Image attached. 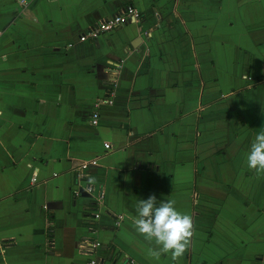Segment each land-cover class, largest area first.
Here are the masks:
<instances>
[{"label": "crops", "instance_id": "crops-1", "mask_svg": "<svg viewBox=\"0 0 264 264\" xmlns=\"http://www.w3.org/2000/svg\"><path fill=\"white\" fill-rule=\"evenodd\" d=\"M262 130L264 0H0V264H172L133 225L152 194L193 218L177 264H264Z\"/></svg>", "mask_w": 264, "mask_h": 264}, {"label": "clouds", "instance_id": "clouds-1", "mask_svg": "<svg viewBox=\"0 0 264 264\" xmlns=\"http://www.w3.org/2000/svg\"><path fill=\"white\" fill-rule=\"evenodd\" d=\"M246 162L257 177L264 176V130L258 132L251 142ZM88 182L94 184L95 177L89 176ZM175 204V200H158L155 194L140 199L137 204L134 228L153 245L147 255L157 262L162 255H169L172 264H177L192 244L196 231L193 218L178 210Z\"/></svg>", "mask_w": 264, "mask_h": 264}, {"label": "built area", "instance_id": "built-area-1", "mask_svg": "<svg viewBox=\"0 0 264 264\" xmlns=\"http://www.w3.org/2000/svg\"><path fill=\"white\" fill-rule=\"evenodd\" d=\"M140 18L139 11L132 6L131 4H125L120 9H118L115 13L98 20L91 27H89L84 33L78 36L79 41L84 40H94L100 34L106 32H114L118 30L121 26L130 22H138ZM97 121V111H92L89 115V122L92 125H95ZM104 148H108V144H104ZM95 159H90L87 161H83L79 164V168H86L87 166L95 164ZM84 191L91 196L93 201V208L89 210L91 221L95 220L98 217L99 212L96 210V205L99 203L102 191L98 187H94L93 185L87 184L84 187ZM96 245V243L94 244ZM92 246V245H91ZM87 264H94L93 260H89ZM125 264H133L131 260H125Z\"/></svg>", "mask_w": 264, "mask_h": 264}, {"label": "trees", "instance_id": "trees-1", "mask_svg": "<svg viewBox=\"0 0 264 264\" xmlns=\"http://www.w3.org/2000/svg\"><path fill=\"white\" fill-rule=\"evenodd\" d=\"M94 206H93V203H90L89 204V208H93Z\"/></svg>", "mask_w": 264, "mask_h": 264}, {"label": "rangeland", "instance_id": "rangeland-1", "mask_svg": "<svg viewBox=\"0 0 264 264\" xmlns=\"http://www.w3.org/2000/svg\"><path fill=\"white\" fill-rule=\"evenodd\" d=\"M245 72H247V70H244Z\"/></svg>", "mask_w": 264, "mask_h": 264}]
</instances>
